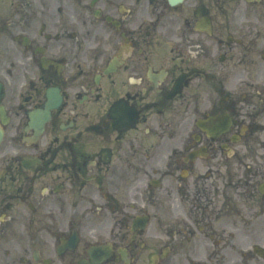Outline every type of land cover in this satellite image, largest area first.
<instances>
[{"label":"flooded vegetation","instance_id":"flooded-vegetation-1","mask_svg":"<svg viewBox=\"0 0 264 264\" xmlns=\"http://www.w3.org/2000/svg\"><path fill=\"white\" fill-rule=\"evenodd\" d=\"M0 264H264V0H0Z\"/></svg>","mask_w":264,"mask_h":264}]
</instances>
